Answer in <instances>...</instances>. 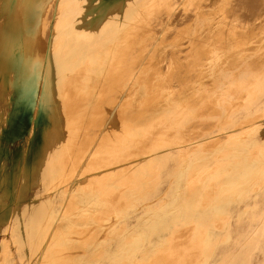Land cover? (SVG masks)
Segmentation results:
<instances>
[{
    "label": "bare ground",
    "instance_id": "6f19581e",
    "mask_svg": "<svg viewBox=\"0 0 264 264\" xmlns=\"http://www.w3.org/2000/svg\"><path fill=\"white\" fill-rule=\"evenodd\" d=\"M240 4L0 0V264H264V10Z\"/></svg>",
    "mask_w": 264,
    "mask_h": 264
},
{
    "label": "rangeland",
    "instance_id": "374dc122",
    "mask_svg": "<svg viewBox=\"0 0 264 264\" xmlns=\"http://www.w3.org/2000/svg\"><path fill=\"white\" fill-rule=\"evenodd\" d=\"M237 2L241 3L240 6H242L239 9V17H243L244 15H249V10H254L255 8H258V10L261 11V12H263V10H264V4L263 3H248V0H237ZM241 19H245V18H241ZM241 19L239 18V19H237L238 21L235 22V18L234 19L231 18V20H233V23H236V24H239L240 23L239 20H241ZM255 23H257V22H255ZM241 25H242V20H241ZM243 26L245 27V24ZM239 28L240 27H237L235 32H238ZM241 28H242V26H241ZM241 28H240V30H244L243 28L242 29ZM252 29H256V27H253ZM3 104H4V102L2 101V98L0 97V106L3 105ZM3 163L4 162H0V165L3 164ZM167 189H168V186L165 185V184H162L161 194L164 193ZM233 206H234V204H233ZM240 206H242V205H240ZM257 207L260 208L261 204H258V205L254 206L252 208H257ZM249 209L250 208L245 209V211L244 210L240 211L241 217L245 216L244 217V221L249 219V218L246 217V215L250 214V212H251ZM7 231H8V229H6V228L4 229V225L0 226V238L2 237V235L7 234ZM237 232H238V227L236 229H234L232 235L235 236ZM236 246H237V243L235 242V240H232V239L231 240H226L224 238L223 241H221V244H219V246H217V248L214 250V254H213L212 258L209 260V262H213V261L219 259L221 252H224V251H227V250H229V251L230 250H234ZM195 259H196V256H195Z\"/></svg>",
    "mask_w": 264,
    "mask_h": 264
}]
</instances>
